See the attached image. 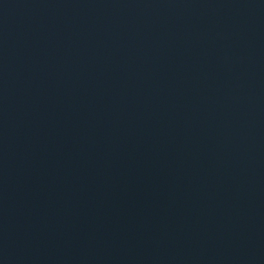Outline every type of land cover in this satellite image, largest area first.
<instances>
[{"label":"water","instance_id":"95a60500","mask_svg":"<svg viewBox=\"0 0 264 264\" xmlns=\"http://www.w3.org/2000/svg\"><path fill=\"white\" fill-rule=\"evenodd\" d=\"M0 264H264V0H0Z\"/></svg>","mask_w":264,"mask_h":264}]
</instances>
